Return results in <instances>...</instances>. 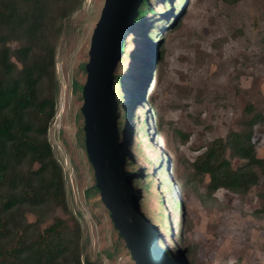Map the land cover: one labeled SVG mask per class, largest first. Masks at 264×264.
I'll list each match as a JSON object with an SVG mask.
<instances>
[{
	"label": "rangeland",
	"instance_id": "374dc122",
	"mask_svg": "<svg viewBox=\"0 0 264 264\" xmlns=\"http://www.w3.org/2000/svg\"><path fill=\"white\" fill-rule=\"evenodd\" d=\"M179 1L170 2L176 6L174 25L160 30L156 39L161 58L145 82L144 105L133 112L137 137H127L123 170L146 218L163 215L154 220L155 234L175 261L264 264V181L244 195L225 189L210 192L208 177L195 173L192 166L211 141L225 139L230 131L250 130L263 156L264 0H185L181 6ZM70 3L71 13L61 21L66 31L56 43L58 95L47 131L62 166L67 211L56 209L52 217L78 230L81 264H134L99 195L85 196L94 177L78 133L86 79L81 65L88 61L90 37L104 0ZM128 42L130 50L133 44ZM142 121L145 129L140 132ZM226 157L233 168L243 164L229 152ZM137 166L146 169L140 176ZM169 185L172 195L167 194ZM176 200L181 203L178 208Z\"/></svg>",
	"mask_w": 264,
	"mask_h": 264
},
{
	"label": "trees",
	"instance_id": "16d2710c",
	"mask_svg": "<svg viewBox=\"0 0 264 264\" xmlns=\"http://www.w3.org/2000/svg\"><path fill=\"white\" fill-rule=\"evenodd\" d=\"M70 2L0 0V264H81L78 230H70L61 217H52L56 209L67 210L62 166L47 138L58 95L56 43L66 31L61 21L71 13ZM170 2L143 0L113 72L111 88L115 93L116 125L122 150L127 149V137L134 131L133 112L144 105L145 82L161 58L156 39L160 30L175 23L176 6ZM184 2L180 0V6ZM128 40L133 44L130 50L126 49ZM85 64L81 65L84 73ZM79 116L82 117L80 113ZM82 128L78 129L79 141L85 148ZM139 129L140 132L145 129L143 121ZM133 135L137 137L136 132ZM138 143L136 153L141 156L143 151ZM228 152L243 164L233 168L226 157ZM126 161L127 165L132 161L128 154ZM192 166L195 173L208 177L210 192L225 189L244 195L261 179L264 181V153L258 155L250 130L230 131L225 139H214ZM135 170L138 176L142 170L146 171L138 166ZM136 183L133 185L138 188ZM151 184L149 180L145 190ZM88 189L86 197L99 195L94 178ZM172 193L173 187L167 186V194ZM174 204L177 208L181 205L178 200ZM139 211L146 218L141 206ZM28 215L34 219L29 221ZM161 216L146 219L153 224ZM47 221L50 222L46 224ZM168 229L173 235L171 228ZM161 240L159 237L158 244L163 247ZM166 253L172 257L171 250Z\"/></svg>",
	"mask_w": 264,
	"mask_h": 264
},
{
	"label": "water",
	"instance_id": "95a60500",
	"mask_svg": "<svg viewBox=\"0 0 264 264\" xmlns=\"http://www.w3.org/2000/svg\"><path fill=\"white\" fill-rule=\"evenodd\" d=\"M143 0H104L90 37L86 79L82 87L84 146L95 187L134 264H177L158 244L154 226L139 211L123 170V150L116 125L111 88L122 46Z\"/></svg>",
	"mask_w": 264,
	"mask_h": 264
},
{
	"label": "bare ground",
	"instance_id": "6f19581e",
	"mask_svg": "<svg viewBox=\"0 0 264 264\" xmlns=\"http://www.w3.org/2000/svg\"><path fill=\"white\" fill-rule=\"evenodd\" d=\"M152 226H154V224H151Z\"/></svg>",
	"mask_w": 264,
	"mask_h": 264
}]
</instances>
